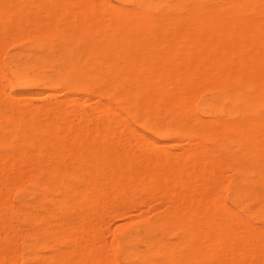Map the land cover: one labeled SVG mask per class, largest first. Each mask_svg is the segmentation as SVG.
Instances as JSON below:
<instances>
[{
    "label": "bare ground",
    "instance_id": "bare-ground-1",
    "mask_svg": "<svg viewBox=\"0 0 264 264\" xmlns=\"http://www.w3.org/2000/svg\"><path fill=\"white\" fill-rule=\"evenodd\" d=\"M21 38L0 82V264H264V0H0V76ZM142 198L166 209L120 261L104 225Z\"/></svg>",
    "mask_w": 264,
    "mask_h": 264
},
{
    "label": "rangeland",
    "instance_id": "rangeland-1",
    "mask_svg": "<svg viewBox=\"0 0 264 264\" xmlns=\"http://www.w3.org/2000/svg\"><path fill=\"white\" fill-rule=\"evenodd\" d=\"M21 39H22V41L18 40V41L12 42L11 44H7L4 47L6 49L5 50L3 49V51H2L1 59L4 62L5 75L4 76H0V77H3L5 80L4 79L0 80V82H2L4 85L1 84V83L0 84L3 85V86L8 84L10 81H14L13 73H12V71H11L9 65H8L9 60L12 58V56L14 54L22 52V51H25V50H28L30 48L31 44H32V41L30 39H28V38H24V39L21 38ZM26 47H28V48H26ZM6 78H8V83H6L7 82ZM0 89L2 90V93H1V90H0V95L1 94L5 95L4 92H6L7 90H4V92H3V89L2 88H0ZM62 89H60V90L62 91ZM13 92H14L13 94H16V93L23 92V90L16 84L14 86V88H13ZM40 92H41V90H32V91L28 90V91L24 92V94L26 95V98L27 97H33V98H35L34 101L39 103L40 99H37L38 98L37 96H42V95H40L41 94ZM7 93L10 94V92H7ZM28 94L29 95L31 94V96H29ZM85 94L86 93H84V91H82V90L74 92V95L78 96L80 98H83L85 96ZM210 95H211V93L209 91L203 90V91L200 92L199 98L200 99H205V98L210 97ZM95 99H96V97H95ZM48 101H50V100H48ZM51 102L54 103L55 99L52 100ZM72 104H71L72 107L73 106H77L78 108L80 107V109H84V108L88 109V106H81L79 103L78 104L72 103ZM92 104H95V102L93 101ZM148 133L150 135H152V136H157V134L155 132H148ZM169 142L170 143H172V142L176 143L177 141L170 140ZM177 143H178V145L179 144L180 145L179 146L176 145L175 146L176 149L181 147V145L182 146H186L187 142L182 141V142H177ZM183 143H185V144H183ZM153 150H151V152H154ZM226 175H227L226 179L228 180L227 181L228 186H226L225 191H226V193L228 195V203L232 204V200H231V195H232V192H233V184L232 183L235 181L234 180L235 174L232 173V172L231 173L228 172V173H226ZM228 176H230L229 177L230 179H228ZM28 190H31V191H28ZM34 191H36L35 186H32L30 183H24L21 187L13 189V191H11L12 193L10 192V198L15 204H19L21 196L22 197L23 196L24 197H26V196L29 197V194L31 192H34ZM154 204H157V203L156 202L154 203L153 201L151 202L150 199H149V201L148 200L143 201V198H142L141 200H139L137 202V204H136V206L134 208H133V206H131V207L126 208V210H124L120 214H111L109 216L108 220L109 219L110 220L107 221V223L109 224V222H110V224H109L110 228H109L108 225H106V224L104 225L105 228H104V231H103L104 232L103 233V240L105 242H108L109 244L111 243L110 245H112V248L109 245H107V246H109L108 249L111 248V250L109 252L110 253H115L114 256H116L120 261H121V257H120V253H121L120 240H121L122 235L124 234V232L127 229H129L131 227H134L136 225H141L143 223V221L140 220V218L138 217V216H140V214H142V215L145 214V215H148V216L153 215L154 213L151 210H152V206ZM165 205H167V204L161 205L163 209H166ZM158 206H160V205H158ZM163 209H161V210H163ZM116 215H118V216H116ZM131 218H133L134 221ZM255 224L256 225H260L261 222L259 220H256ZM21 228H22V231L25 233V231L27 230L28 227L24 226V227H21ZM108 228L111 229V231H108ZM23 232L20 233L21 236L20 235L18 236V243H20L24 247L27 242H26L25 234ZM113 235L115 237H113ZM169 237L170 238H175L173 235H170ZM59 246L61 248H65L66 247V243H60ZM47 252H48L47 250L44 251V253H47ZM26 254H27V251H26V248H24V256ZM125 263H127V262H125ZM19 264H27V262L23 258L20 261Z\"/></svg>",
    "mask_w": 264,
    "mask_h": 264
}]
</instances>
